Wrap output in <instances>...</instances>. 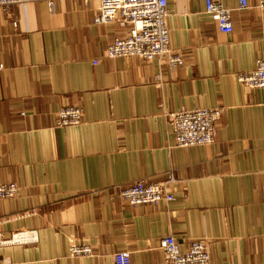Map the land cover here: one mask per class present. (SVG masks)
<instances>
[{
	"label": "crops",
	"instance_id": "crops-1",
	"mask_svg": "<svg viewBox=\"0 0 264 264\" xmlns=\"http://www.w3.org/2000/svg\"><path fill=\"white\" fill-rule=\"evenodd\" d=\"M222 0L234 29L219 30L206 0H168L170 43L185 59L108 58L120 33L95 24L99 0H56L0 9V183L21 193L0 199V262L165 264L161 240L186 250L205 239L211 264H264V87L240 83L264 57L259 0ZM159 75L162 78H158ZM84 120L58 127L60 109ZM223 107L213 144L174 146L167 114ZM175 200L133 206L114 186L164 180ZM35 230V243H11ZM71 239L93 255H69Z\"/></svg>",
	"mask_w": 264,
	"mask_h": 264
},
{
	"label": "built area",
	"instance_id": "built-area-1",
	"mask_svg": "<svg viewBox=\"0 0 264 264\" xmlns=\"http://www.w3.org/2000/svg\"><path fill=\"white\" fill-rule=\"evenodd\" d=\"M45 1L51 7L56 0H0V9L12 10L19 4ZM87 2L90 0H86ZM258 6L264 8V0ZM240 7H249L248 0H240ZM206 11L217 22L223 33L234 29L232 9L222 0H206ZM168 0H99V7L94 18L95 24L116 23L119 35L105 51L108 58L138 57L146 61L164 59L170 70L182 66L185 62L180 51L174 50L170 43L168 25ZM158 78H162L159 75ZM238 80L250 88L264 87V57L256 60L251 71L238 74ZM223 107L181 108L167 114L174 133V146L187 147L213 144L217 137L218 124L223 114ZM84 120V110L80 105H67L58 112L57 126L78 125ZM177 181L173 171L164 180L137 179L128 185H116V195L133 205L158 204L162 201L175 200L172 185ZM21 193V187L15 182L0 183V199H11ZM38 237L35 230L21 231L12 235L11 243H35ZM165 264H211V251L205 239H193L186 250L181 249L174 235H167L161 240ZM69 255L72 257L91 256L93 248L87 243L71 239ZM114 264H131L128 250L113 254ZM0 264H6L0 262Z\"/></svg>",
	"mask_w": 264,
	"mask_h": 264
}]
</instances>
